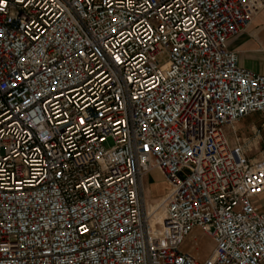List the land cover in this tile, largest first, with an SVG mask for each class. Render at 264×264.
<instances>
[{
  "label": "built area",
  "instance_id": "built-area-1",
  "mask_svg": "<svg viewBox=\"0 0 264 264\" xmlns=\"http://www.w3.org/2000/svg\"><path fill=\"white\" fill-rule=\"evenodd\" d=\"M263 8L0 0V264H264V157L227 131L264 116L229 47ZM196 228L207 258L182 248Z\"/></svg>",
  "mask_w": 264,
  "mask_h": 264
},
{
  "label": "crops",
  "instance_id": "crops-1",
  "mask_svg": "<svg viewBox=\"0 0 264 264\" xmlns=\"http://www.w3.org/2000/svg\"><path fill=\"white\" fill-rule=\"evenodd\" d=\"M229 47L237 51L241 66L264 74V8L254 15L245 30L230 40ZM253 115H258V117L253 118ZM227 131L232 143L244 146V152L248 158L258 160L264 157V149H262L264 145V116L261 113H252L239 120L235 125V133L230 128H227ZM155 171L159 170L154 169L150 172ZM166 184L168 186L167 181ZM149 190L152 188L147 187V191ZM163 193L164 191L158 193V197L162 198Z\"/></svg>",
  "mask_w": 264,
  "mask_h": 264
},
{
  "label": "rangeland",
  "instance_id": "rangeland-1",
  "mask_svg": "<svg viewBox=\"0 0 264 264\" xmlns=\"http://www.w3.org/2000/svg\"><path fill=\"white\" fill-rule=\"evenodd\" d=\"M165 57H162L164 59ZM258 115H253V118H257ZM244 131V129H242ZM232 132V131H231ZM264 149V145L263 148ZM144 186L151 187L152 190L143 192V197L146 203L149 205H156L161 200V196L158 197V193H163L162 197L166 194L168 187L166 179L161 171L150 172V174L144 178ZM144 189V188H143ZM261 204L264 206V193L258 198ZM216 243L214 239L201 228H196L193 235L186 239L182 244L184 250L194 251L198 257L207 258Z\"/></svg>",
  "mask_w": 264,
  "mask_h": 264
},
{
  "label": "bare ground",
  "instance_id": "bare-ground-1",
  "mask_svg": "<svg viewBox=\"0 0 264 264\" xmlns=\"http://www.w3.org/2000/svg\"><path fill=\"white\" fill-rule=\"evenodd\" d=\"M145 190L147 191V187L144 186V192H146Z\"/></svg>",
  "mask_w": 264,
  "mask_h": 264
}]
</instances>
